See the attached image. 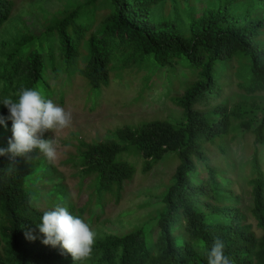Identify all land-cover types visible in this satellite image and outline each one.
Wrapping results in <instances>:
<instances>
[{"label": "trees", "instance_id": "16d2710c", "mask_svg": "<svg viewBox=\"0 0 264 264\" xmlns=\"http://www.w3.org/2000/svg\"><path fill=\"white\" fill-rule=\"evenodd\" d=\"M239 1L204 0L198 12L195 0H82L51 16L42 11L41 34L22 27L0 42V102L5 97L18 100L23 88H35L53 100L60 88L62 104L64 89H75L77 80L84 85L86 99L107 89L111 75L120 77L134 67L144 72L142 83L147 84L155 69L167 68L169 77L182 62L190 80L175 101L182 109L180 121L126 125L102 142L79 143L78 189L81 193L86 183L89 190L80 205L62 182L41 195L37 183L56 177V171L38 150L14 160L0 156V264H207L205 253L217 238L234 264H264V173L259 151L254 148L247 166V186L248 215L260 236L241 209L235 182L227 177L236 169L228 140L240 134L245 152L250 138L264 151V103L237 102L231 107L212 103L230 75L237 77L244 93H264V16L239 14L241 8H234ZM255 1L263 5L264 15V0ZM14 3L0 0V29ZM165 3L185 6L190 20L186 33L173 21L157 20L153 8ZM257 116L260 122L253 127ZM8 117V109L0 104L4 121L0 137L12 123ZM0 148L7 149L8 141ZM212 150L222 156L221 162L210 164ZM130 158L141 160L143 174L167 161L177 162L159 195L155 237L153 230L141 227L124 236L95 238L91 255L83 261H74L59 245L43 243L37 224L55 205L67 207L90 226L101 218L93 214L94 206L118 204L136 173Z\"/></svg>", "mask_w": 264, "mask_h": 264}, {"label": "rangeland", "instance_id": "374dc122", "mask_svg": "<svg viewBox=\"0 0 264 264\" xmlns=\"http://www.w3.org/2000/svg\"><path fill=\"white\" fill-rule=\"evenodd\" d=\"M14 1V0H11ZM201 1L195 0L198 12L201 10ZM82 0H15L9 20L0 29V42L12 38L17 30L26 27L31 34L42 33L40 27L42 11L51 16L66 4H74ZM241 8L239 14L248 11L253 17L261 18L260 13L263 5L255 0H241L234 3V8ZM232 8V9H234ZM154 14L159 19H168L179 24L183 33H186L187 23L190 21L185 6L173 8L172 4L165 3L153 8ZM197 12V13H198ZM238 14V13H237ZM254 19V18H253ZM174 73L168 77L165 75L167 68L155 69L147 84L142 83L143 71H138L136 67L126 70L120 77L111 75V84L107 89H103L98 94H89L86 97L84 85L77 80V87L65 88L63 103L59 104L60 91L58 88L54 92V102L72 113V124L70 127L57 131H46L41 138L44 140L55 139L57 142L58 158L55 162H50L56 171V177L44 179L37 183L41 195L46 196L51 193L52 185L63 183L69 188L70 196L76 204L80 205L87 199L89 193L86 183L79 193L80 171L76 167L79 143H99L107 140L111 132L126 125H137L143 122L155 120L182 119V109L176 105V99L184 95L185 89L190 84V80L184 75L185 65L179 62ZM152 70L151 67H149ZM185 72V73H184ZM48 77H52L50 71ZM238 79L235 75L225 77L219 97L212 103L231 107L237 102L264 103V93L246 94L238 86ZM85 99V100H84ZM261 116H257L253 127H257ZM12 138V123L3 131L0 143L9 141ZM254 139L250 138L249 151L244 150L243 140L240 134L235 140L227 141L232 160L236 165L234 172H228L227 177L235 182L234 190L241 198V209L247 214L248 222L251 223L257 236L262 234L256 229L254 222L249 218L248 212L251 207L250 188L247 186L248 164L253 156L254 148L259 151L260 161L264 173V151L253 146ZM216 150L210 153V164L222 161V156L216 154ZM135 162L136 173L131 182L125 185L126 193L118 203H109L103 208L94 206L93 214L101 218L90 225L95 232V238L110 236H124L134 230L143 228L145 231L153 230V236L158 233L155 226L154 217L158 212L161 202L159 195L170 183V179L175 171L177 162L162 163L154 166L147 174L142 173L141 160L129 159Z\"/></svg>", "mask_w": 264, "mask_h": 264}, {"label": "clouds", "instance_id": "9594fccd", "mask_svg": "<svg viewBox=\"0 0 264 264\" xmlns=\"http://www.w3.org/2000/svg\"><path fill=\"white\" fill-rule=\"evenodd\" d=\"M18 100L5 97L0 104L8 109L12 121V138L8 148H0V156L28 157L37 151L50 162L58 158L55 139L41 138L46 131H57L72 124V113L58 106L51 99H46L35 88H23L18 93ZM0 123H4L0 119ZM45 239L43 243L61 246L74 261H83L93 250L95 232L81 217L72 215L67 207L57 204L52 210L44 211L41 222L37 224ZM207 264H234L225 254V244L217 238L210 250L205 253Z\"/></svg>", "mask_w": 264, "mask_h": 264}]
</instances>
